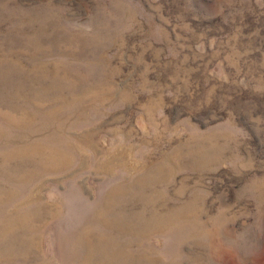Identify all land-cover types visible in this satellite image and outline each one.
<instances>
[{
	"label": "rangeland",
	"instance_id": "374dc122",
	"mask_svg": "<svg viewBox=\"0 0 264 264\" xmlns=\"http://www.w3.org/2000/svg\"><path fill=\"white\" fill-rule=\"evenodd\" d=\"M0 264H264V0H0Z\"/></svg>",
	"mask_w": 264,
	"mask_h": 264
}]
</instances>
